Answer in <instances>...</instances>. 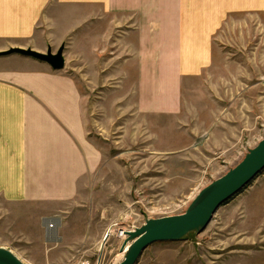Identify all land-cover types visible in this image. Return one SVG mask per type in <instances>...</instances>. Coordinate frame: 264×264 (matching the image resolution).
I'll return each mask as SVG.
<instances>
[{"label": "crops", "instance_id": "obj_1", "mask_svg": "<svg viewBox=\"0 0 264 264\" xmlns=\"http://www.w3.org/2000/svg\"><path fill=\"white\" fill-rule=\"evenodd\" d=\"M60 9L70 13L67 38L75 39L76 24H82L83 82H117V102L132 97L138 116L151 120L204 117L207 91L196 109L183 102L204 95L202 87L214 82L219 40L238 17L264 28V0H0V53L51 50L59 42ZM75 11L81 20L75 21ZM53 73L30 58L0 57V202L20 210L24 226L13 248L5 239L10 221L1 219L0 247L25 264L75 263L77 248L91 253L103 242L107 230H99L103 216L95 212L94 186L106 184L108 165L117 166L60 106L72 99L44 94L43 82H59ZM76 183L88 188L89 206H78ZM46 220L61 236L51 246L43 240Z\"/></svg>", "mask_w": 264, "mask_h": 264}, {"label": "rangeland", "instance_id": "obj_2", "mask_svg": "<svg viewBox=\"0 0 264 264\" xmlns=\"http://www.w3.org/2000/svg\"><path fill=\"white\" fill-rule=\"evenodd\" d=\"M67 14L60 9L59 42L51 46L56 53L64 45L65 67L53 73L59 82H43L42 89L44 94L58 93L60 100L72 99L61 102L62 109L72 114L77 128L102 150L108 164L117 161V166L107 167L106 184L94 186L95 212L103 216L101 232L115 223L137 228L149 219L183 214L201 190L233 169L264 137V28L248 18H236L231 34L219 40L216 78L202 87L205 94L183 102L196 109L207 91L210 103L203 107L210 110L202 113L204 117L151 120L138 116L132 97L117 102V82H83L82 24H76L75 39L67 38ZM75 15V21L81 20V11ZM76 186L78 206H89L88 188ZM4 206L0 202V220L9 219L5 239L15 248L24 229L22 212ZM54 236L43 237L47 246L61 237L56 231ZM2 238L0 231V244ZM101 242L91 253L84 246L77 248L75 263L96 262L99 257L101 264L121 262L118 251L110 253L116 237L110 236L102 250ZM137 264H264V171L222 205L204 231L177 242L156 243Z\"/></svg>", "mask_w": 264, "mask_h": 264}, {"label": "water", "instance_id": "obj_3", "mask_svg": "<svg viewBox=\"0 0 264 264\" xmlns=\"http://www.w3.org/2000/svg\"><path fill=\"white\" fill-rule=\"evenodd\" d=\"M64 49L62 45L56 53L47 49L46 53L41 54L31 49L11 48L1 52L0 57L19 55L46 64L53 71H60L65 67ZM262 171L264 137L233 169L201 190L183 214L149 219L140 227L125 230L119 248V253H122L123 257L117 264H137L144 251L156 243L177 242L189 233L204 231L217 210L244 190ZM109 237L107 230L101 250ZM0 264L25 263L11 250L0 247Z\"/></svg>", "mask_w": 264, "mask_h": 264}, {"label": "built area", "instance_id": "obj_4", "mask_svg": "<svg viewBox=\"0 0 264 264\" xmlns=\"http://www.w3.org/2000/svg\"><path fill=\"white\" fill-rule=\"evenodd\" d=\"M45 223H46V226H47L48 234L50 235V232H53L55 230L54 229L55 222H50V221L46 220ZM133 228H135V226L124 227L121 224L119 225V224L115 223V224L111 225L110 228L108 229V232H109L110 236L116 237L119 240V242H120L119 243V247L117 249L118 254H119L120 244H121V242H122V240L124 238L123 232L125 230H133ZM78 264H99V262L98 261L93 262V261H91L89 259H85V260L79 262Z\"/></svg>", "mask_w": 264, "mask_h": 264}, {"label": "bare ground", "instance_id": "obj_5", "mask_svg": "<svg viewBox=\"0 0 264 264\" xmlns=\"http://www.w3.org/2000/svg\"><path fill=\"white\" fill-rule=\"evenodd\" d=\"M54 235H55V230H54L53 232H50V236H51V237L54 236ZM54 237H55V236H54ZM120 254H121V256H120ZM118 256H120V257H119V259H120V258L123 257V254H122V253H119Z\"/></svg>", "mask_w": 264, "mask_h": 264}]
</instances>
